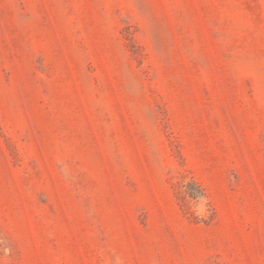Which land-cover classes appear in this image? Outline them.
Masks as SVG:
<instances>
[{
	"label": "rangeland",
	"instance_id": "1",
	"mask_svg": "<svg viewBox=\"0 0 264 264\" xmlns=\"http://www.w3.org/2000/svg\"><path fill=\"white\" fill-rule=\"evenodd\" d=\"M0 264H264V0H0Z\"/></svg>",
	"mask_w": 264,
	"mask_h": 264
},
{
	"label": "trees",
	"instance_id": "2",
	"mask_svg": "<svg viewBox=\"0 0 264 264\" xmlns=\"http://www.w3.org/2000/svg\"><path fill=\"white\" fill-rule=\"evenodd\" d=\"M177 197L183 205L189 204L190 201H200L207 198V193L203 186L195 179L189 181L183 180L178 184ZM207 222V220H204Z\"/></svg>",
	"mask_w": 264,
	"mask_h": 264
}]
</instances>
